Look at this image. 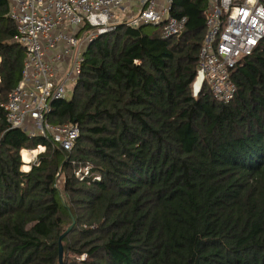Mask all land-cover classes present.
Wrapping results in <instances>:
<instances>
[{
    "label": "trees",
    "instance_id": "16d2710c",
    "mask_svg": "<svg viewBox=\"0 0 264 264\" xmlns=\"http://www.w3.org/2000/svg\"><path fill=\"white\" fill-rule=\"evenodd\" d=\"M208 7L173 0L187 17L173 37L121 22L88 42L46 115L79 125L64 149L6 119L26 50L0 0V264H59L74 221L64 264H264V41L232 70L231 101L194 95Z\"/></svg>",
    "mask_w": 264,
    "mask_h": 264
},
{
    "label": "built area",
    "instance_id": "2783aa9c",
    "mask_svg": "<svg viewBox=\"0 0 264 264\" xmlns=\"http://www.w3.org/2000/svg\"><path fill=\"white\" fill-rule=\"evenodd\" d=\"M9 17L15 22L16 40L26 50L22 78L5 104L11 127L26 129L40 125L41 134L50 133L64 149H71L80 134L76 123L53 125L46 115L54 100L66 99L72 92L85 60V47L97 34L125 19L131 26H160L162 36L179 35L187 17L172 13L173 0H7ZM86 25L92 29L79 33ZM207 32L199 53L194 95L207 85L221 101L233 99L237 87L231 73L239 61L251 55L264 41V0H209L206 10ZM198 83V85H196ZM46 146L38 144L28 152L38 153ZM89 167L76 174L84 178ZM99 178V177H97Z\"/></svg>",
    "mask_w": 264,
    "mask_h": 264
},
{
    "label": "rangeland",
    "instance_id": "374dc122",
    "mask_svg": "<svg viewBox=\"0 0 264 264\" xmlns=\"http://www.w3.org/2000/svg\"><path fill=\"white\" fill-rule=\"evenodd\" d=\"M128 11H131V9H128ZM131 15V14H130ZM129 14H125L124 16H122L121 17V19H123V20H121V21H123V22H125V19H127L128 18V16H130ZM118 24H120L119 22L118 23H114V26L116 27V25H118ZM114 29V28H113ZM100 34V33H99ZM99 34H97V35H99ZM96 35V36H97ZM95 36V37H96ZM196 85H198V83H196ZM71 90H73V88L71 89ZM71 93L72 92H68L67 93V98H70V96H71ZM27 127L29 128V130H32L33 131V133H35V135H39V134H41V132H42V128H41V126L40 125H36V126H34V124L33 123H29L28 125H27ZM82 258V256L81 257H77V259H81Z\"/></svg>",
    "mask_w": 264,
    "mask_h": 264
},
{
    "label": "water",
    "instance_id": "95a60500",
    "mask_svg": "<svg viewBox=\"0 0 264 264\" xmlns=\"http://www.w3.org/2000/svg\"><path fill=\"white\" fill-rule=\"evenodd\" d=\"M143 25H147V24H143ZM74 223H75V221L64 233H62V235L59 238V264H64V260H63L64 248H63V244H62V239L72 229ZM84 257L85 256H82V258H84Z\"/></svg>",
    "mask_w": 264,
    "mask_h": 264
},
{
    "label": "bare ground",
    "instance_id": "6f19581e",
    "mask_svg": "<svg viewBox=\"0 0 264 264\" xmlns=\"http://www.w3.org/2000/svg\"><path fill=\"white\" fill-rule=\"evenodd\" d=\"M37 153V151L34 152H28L26 149L21 151L22 154V159L25 162L23 169L24 170H28L29 169V165L31 163V158L33 156V154Z\"/></svg>",
    "mask_w": 264,
    "mask_h": 264
},
{
    "label": "crops",
    "instance_id": "0c3cea01",
    "mask_svg": "<svg viewBox=\"0 0 264 264\" xmlns=\"http://www.w3.org/2000/svg\"><path fill=\"white\" fill-rule=\"evenodd\" d=\"M125 11H126V13H127V14H129V15L132 13V11H128V9H127V8H126V10H125ZM30 166H31V165H29V169H30ZM23 170H24V169H23Z\"/></svg>",
    "mask_w": 264,
    "mask_h": 264
}]
</instances>
